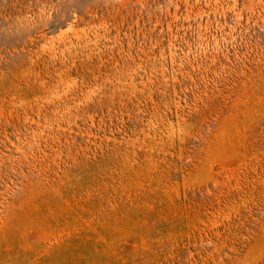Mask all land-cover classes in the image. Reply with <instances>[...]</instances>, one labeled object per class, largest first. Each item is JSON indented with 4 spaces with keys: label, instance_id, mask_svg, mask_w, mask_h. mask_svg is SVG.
<instances>
[{
    "label": "rangeland",
    "instance_id": "1",
    "mask_svg": "<svg viewBox=\"0 0 264 264\" xmlns=\"http://www.w3.org/2000/svg\"><path fill=\"white\" fill-rule=\"evenodd\" d=\"M0 264H264V0H0Z\"/></svg>",
    "mask_w": 264,
    "mask_h": 264
}]
</instances>
